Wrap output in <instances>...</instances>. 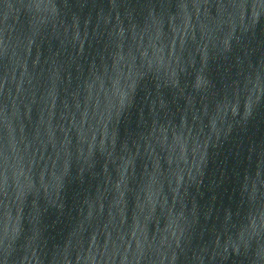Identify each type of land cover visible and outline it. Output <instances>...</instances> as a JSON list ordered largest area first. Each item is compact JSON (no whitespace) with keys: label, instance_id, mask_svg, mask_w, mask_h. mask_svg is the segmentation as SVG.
<instances>
[{"label":"water","instance_id":"95a60500","mask_svg":"<svg viewBox=\"0 0 264 264\" xmlns=\"http://www.w3.org/2000/svg\"><path fill=\"white\" fill-rule=\"evenodd\" d=\"M255 105L264 181V0H239Z\"/></svg>","mask_w":264,"mask_h":264}]
</instances>
